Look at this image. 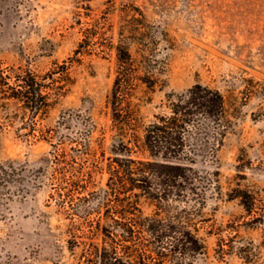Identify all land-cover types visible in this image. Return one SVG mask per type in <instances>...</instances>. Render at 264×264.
I'll return each mask as SVG.
<instances>
[{"label":"rangeland","instance_id":"obj_1","mask_svg":"<svg viewBox=\"0 0 264 264\" xmlns=\"http://www.w3.org/2000/svg\"><path fill=\"white\" fill-rule=\"evenodd\" d=\"M122 38L139 74L155 75L154 88L136 80L130 89L127 107L144 123L167 112L168 94L197 84L225 99L216 157L188 162L213 181L196 217L205 220L200 236L208 249L193 264H264V212L249 215L240 199H230L241 188L256 196L257 206L264 202V0H0V264H81L83 245L70 248L71 225L83 222L80 199L104 211L109 163L151 158L141 151L128 156L113 130ZM29 70L46 84L49 106L42 114L9 98L6 76ZM58 149L72 159L68 177L92 173L74 205ZM109 203L116 204L112 197ZM142 208L154 209L146 202Z\"/></svg>","mask_w":264,"mask_h":264},{"label":"trees","instance_id":"obj_2","mask_svg":"<svg viewBox=\"0 0 264 264\" xmlns=\"http://www.w3.org/2000/svg\"><path fill=\"white\" fill-rule=\"evenodd\" d=\"M138 27L136 24L130 29L136 32ZM124 39L116 47L118 67L111 98L113 130L128 156L141 151L151 158H116L109 163L110 177L102 204L107 208L103 211L91 206L89 198L80 199L83 222L72 223L75 239L70 248L83 245L81 264H193L208 249L200 236V222L205 220L196 217L202 218L213 181L205 182L188 162L216 157L224 140L225 99L220 91L197 84L182 93L168 94L167 112L144 123L136 110L127 107L130 89L136 80L154 88L156 79L151 70H146L145 76L139 74L130 44ZM88 41L85 38L76 52H81ZM6 79L11 89L9 98L28 106L34 114L48 109L46 84L33 71L9 74ZM66 155L56 150L59 171L70 183L69 201L74 205L76 193L86 189L92 173L76 170L68 177L67 165L72 159ZM110 197L114 206L109 203ZM230 199H240L249 215L257 209L264 212V202L257 206L256 196L248 190L238 188ZM66 202L61 199L62 206ZM143 202L154 207L151 214H145ZM181 204L184 207L180 209L177 206ZM92 215H99V219L92 220ZM261 215L264 220V213ZM103 218L114 223L103 224ZM97 235H101V244L96 242ZM224 241L222 238V253Z\"/></svg>","mask_w":264,"mask_h":264}]
</instances>
